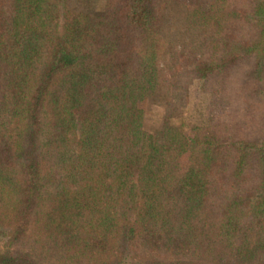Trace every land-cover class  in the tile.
Instances as JSON below:
<instances>
[{"label": "trees", "instance_id": "obj_1", "mask_svg": "<svg viewBox=\"0 0 264 264\" xmlns=\"http://www.w3.org/2000/svg\"><path fill=\"white\" fill-rule=\"evenodd\" d=\"M195 80L264 105V0H0V264H264V142L189 138Z\"/></svg>", "mask_w": 264, "mask_h": 264}, {"label": "rangeland", "instance_id": "obj_2", "mask_svg": "<svg viewBox=\"0 0 264 264\" xmlns=\"http://www.w3.org/2000/svg\"><path fill=\"white\" fill-rule=\"evenodd\" d=\"M183 6H175L167 12V31L171 39L180 38L183 28ZM178 104L181 110L183 127L189 138L197 132L209 133V120H221L227 124L232 142L243 145H256L264 142V105L242 113L238 103L222 89L202 90L197 80L178 93ZM143 127L152 132L161 123L160 103L145 100Z\"/></svg>", "mask_w": 264, "mask_h": 264}]
</instances>
